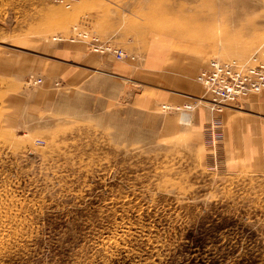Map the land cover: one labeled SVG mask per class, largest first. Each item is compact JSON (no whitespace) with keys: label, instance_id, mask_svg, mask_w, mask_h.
<instances>
[{"label":"rangeland","instance_id":"1","mask_svg":"<svg viewBox=\"0 0 264 264\" xmlns=\"http://www.w3.org/2000/svg\"><path fill=\"white\" fill-rule=\"evenodd\" d=\"M122 28L179 55L146 65ZM95 38L124 58L94 53ZM74 47L129 66L128 80H73ZM259 49L264 0H0V264H264V170L239 160L250 126L236 120L264 91L217 112L197 78ZM188 64L195 97L159 96L195 92L160 74ZM161 75L175 83L149 79Z\"/></svg>","mask_w":264,"mask_h":264},{"label":"crops","instance_id":"2","mask_svg":"<svg viewBox=\"0 0 264 264\" xmlns=\"http://www.w3.org/2000/svg\"><path fill=\"white\" fill-rule=\"evenodd\" d=\"M114 25V24H112ZM111 27V31H109L111 34L115 33L117 36V29L113 30V26ZM116 28V26H114ZM120 27V26H119ZM129 31V28H127ZM115 31V32H114ZM122 34L120 35V44L121 47H124L126 50H128L132 55H136L139 57H144V63L147 65L148 61L153 59H159V58H164L170 55V53L178 54V52H174L169 48L168 50L164 49L165 47H170V45H173L175 42L174 40L168 38L167 39V44L166 43H161L163 46H159L155 41L158 40L156 36L152 35L153 31L149 32L146 36H144V41L142 43V46H139V43L136 41H129L125 39V29H121ZM126 31V32H127ZM120 32V31H119ZM113 34V39L116 38V36ZM134 44H132V43ZM81 48H76L74 47L73 49H70L68 54L71 56V52H74L72 55V58L74 59V69L72 71V79L76 80L79 79L80 83L81 81H84L86 77L91 76L92 72H94L96 75L104 76V78L107 81H115L113 78L116 80H120L121 83H124L128 80V76L130 75V69L129 66L124 65V64H113L110 59H101V58H96L95 56H87L84 55L82 51H80ZM74 50V51H73ZM156 62V61H155ZM157 64V62L155 63ZM154 64V65H155ZM173 64V63H172ZM195 64H188L182 67H167L163 68L162 72L160 74L166 73L169 71V69L174 70V73L177 74L176 77L177 79H181L186 82V84H190L193 86V90L195 88V92L190 90L189 87H187V92L184 90H178L175 91L172 89L173 87H177L178 89H183L182 87L177 84H171L172 88L168 89L167 91L164 90V86L158 84V89L160 91L159 96H166V99L170 101L171 103H179L183 102L184 99H189L191 97H195V93L198 91L197 83L195 82L194 75L197 71V67L192 70L190 68L191 66L194 67ZM196 66V65H195ZM156 67V66H155ZM79 76V77H77ZM168 76L161 75L157 78V80H154L156 78H149L151 81L155 82H160L164 85H167L165 82H172L175 83V80L169 79ZM71 79V80H72ZM112 79V80H111ZM150 81V82H151ZM117 82V81H116ZM152 83V82H151ZM102 83L101 85H103ZM153 85L156 83H152ZM76 85V84H75ZM124 86V85H123ZM122 86V90L123 89ZM169 86V85H167ZM170 86V87H171ZM89 87H94L90 86ZM111 95V93H109ZM182 94V95H181ZM241 111L245 112H240V114H244L245 117H240L236 116V120L239 122L240 120H243L245 124H248L250 126L249 130L246 131V135L244 136V139H239L238 140V147H241L244 149L242 150L239 160L240 161H248L249 167H254L253 169H258V170H264V94L258 98H253L251 100H245L239 107H237ZM236 109V108H235ZM235 117V116H233ZM240 118V120H239ZM236 125L235 129V135L239 134V125L238 123L234 124ZM237 144V140H236ZM238 147H235L234 153L236 156L237 149ZM236 159H234L235 161Z\"/></svg>","mask_w":264,"mask_h":264},{"label":"built area","instance_id":"3","mask_svg":"<svg viewBox=\"0 0 264 264\" xmlns=\"http://www.w3.org/2000/svg\"><path fill=\"white\" fill-rule=\"evenodd\" d=\"M80 40H84V37L81 36ZM93 41L97 42L96 38ZM92 46L96 47L97 45ZM94 47H92L93 50ZM115 55L121 59L119 54ZM248 64L244 67L233 65L219 68L220 65L218 67L215 62H212L207 73L200 75L199 80L206 83L204 86L210 93L211 100L209 103L212 105V110L216 108L217 112H221L225 102L234 101L237 99L235 97L241 94L251 93V95H255L264 91V50L255 59L250 60ZM234 68L238 69L235 73ZM255 68H258V71L253 73ZM223 77H228V80ZM187 108L188 110L192 109L190 106ZM215 125H220V122L215 121Z\"/></svg>","mask_w":264,"mask_h":264},{"label":"bare ground","instance_id":"4","mask_svg":"<svg viewBox=\"0 0 264 264\" xmlns=\"http://www.w3.org/2000/svg\"><path fill=\"white\" fill-rule=\"evenodd\" d=\"M82 34L83 33H79L78 35L80 36ZM96 41H97V44L95 43V41H93V44H96L97 45L96 47H94V53L104 54V55H107V54L108 55H112L116 60H122L124 58L125 54L123 53L122 50H118L116 48H112V50H111L109 47H106V44L105 43H107L106 42L107 40H104L105 43H103V44L101 42H99L98 40H96ZM100 44H101V46H100ZM263 50L264 49H259L256 52H254L251 56H249L248 61L247 60L246 61H239V60H235V59L228 60V61H220V60H217V59L210 60L208 62V64L206 65V67L201 70V72L199 73V75L197 76V78L201 74L207 73V71L211 68L210 65L212 64V62H215V65L218 66V67L220 65L219 68H222L221 66H233V65H240L241 67H244V66L249 65L248 62L250 60L255 59L256 56H259L261 54V51H263ZM115 54H119L120 57H121V59H117L116 56H115ZM122 56H123V58H122ZM200 82L202 83L203 86H204V84H206V83H203V81H200ZM204 98L206 99L205 100L206 103L211 100V99H209L210 98V93L208 91H207V93H205ZM202 101L203 100H201L199 102L201 103ZM165 109H167V107ZM177 109H180V111H181V109L183 110V111L180 112L181 113V117L179 118L180 121H181V123H187V122H189V120H190V115H189L190 111H188L187 106H184L183 108H177Z\"/></svg>","mask_w":264,"mask_h":264}]
</instances>
